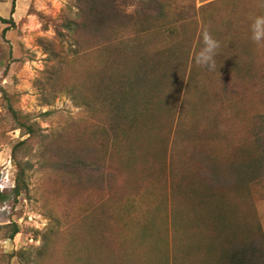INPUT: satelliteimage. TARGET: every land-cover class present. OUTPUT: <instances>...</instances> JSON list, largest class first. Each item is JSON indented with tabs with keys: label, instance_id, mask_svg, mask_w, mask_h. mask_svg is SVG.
I'll return each mask as SVG.
<instances>
[{
	"label": "rangeland",
	"instance_id": "obj_1",
	"mask_svg": "<svg viewBox=\"0 0 264 264\" xmlns=\"http://www.w3.org/2000/svg\"><path fill=\"white\" fill-rule=\"evenodd\" d=\"M118 4L131 20L117 29V47L83 39L78 48L56 33L76 0H0V264H148L164 236L170 264L178 248L183 260L201 258L180 239L194 241L206 209L201 195L174 191L172 175L192 174L194 148L227 164L252 147V118L264 113V45L251 24L264 0ZM205 29L220 45L212 70L195 60ZM143 71L139 90L129 80ZM131 92L149 106L137 104L148 111L134 122L140 130L117 117L131 112ZM75 152L91 169L70 167ZM18 162L28 169L17 195ZM234 191L220 198L234 208L228 222L239 237L263 232L264 242V178ZM12 224L20 233L9 239Z\"/></svg>",
	"mask_w": 264,
	"mask_h": 264
},
{
	"label": "trees",
	"instance_id": "obj_2",
	"mask_svg": "<svg viewBox=\"0 0 264 264\" xmlns=\"http://www.w3.org/2000/svg\"><path fill=\"white\" fill-rule=\"evenodd\" d=\"M76 5L77 11H74L71 16L56 26V33L59 39L63 42L73 40V45L78 48L83 44V39L86 41L89 39L92 42L102 41V43L106 41V44L110 45L109 47H117L119 37L117 29L126 27L131 20V17L124 15L123 10L118 4V0H76ZM0 21L7 23L1 17ZM101 38L104 39L101 40ZM73 53L74 55L79 54L77 50L73 51ZM66 61L63 60L60 63L66 64ZM140 67H143V65ZM147 67L148 63L145 64L144 69H147ZM138 72L140 73L139 70ZM138 72L136 74L137 76L135 75L129 81L137 83L139 90H144V83L148 75L144 71L142 75H138ZM126 87L128 86L126 85ZM129 87L126 89L128 90ZM144 96L148 97L147 94ZM124 99L126 100V104L129 105L128 107H130L131 112L124 113L123 111H119L120 113L118 112L117 117H122L126 121L131 118L133 122H131L132 124L129 128L132 130H140L138 127H135L134 122L137 119V122H139V115H144L148 111H142L143 109L138 111L137 104L140 103L141 105L139 107L145 106L143 108L148 109L147 100L137 97L133 92L129 96L124 97ZM119 103L117 101L113 102V107L119 109L123 104L120 103L121 105L119 106L117 105ZM148 117V115H145L142 118L147 120ZM20 126L23 127V124L20 123ZM27 128V134L31 135L33 129L30 126H27ZM249 135L250 146L252 147L248 154L246 150H243V155L239 162L232 159L227 164H218L212 157L209 160H204L199 150L194 148L190 152V161L194 167L192 174L187 176L189 172L185 173L182 170L172 175V189L174 191H185L196 194V198H199V195H201V203L199 205L206 209L203 215L204 222H198L197 233L191 235V240L194 241H190L189 243L187 238L180 239L181 244L185 243L187 248L189 247V252L201 249L202 256H199L201 258H197L198 255H189L185 256L183 260L179 256L183 252V248H178L179 253L175 255L173 264H183L185 262V264H205L207 262L210 264H264V242L261 238L263 237V232L260 231L259 234H257L256 230L253 232H240L239 237L236 234L234 224L228 222L230 211H232V214H235L234 208H223L225 206L223 205V200L221 201L220 199L224 195L228 197L234 195V190L239 185L243 188V186H248V183H260L261 181L262 184L263 182L264 113L257 114L252 118ZM74 154L75 157L70 163L71 168L74 170L91 169L92 164H88L82 154L76 152ZM65 155L67 156L68 154L65 153ZM15 166L17 168V175L14 192L18 195L24 187L25 171L28 168L24 167L20 162L16 163ZM221 210L222 212H227V216L223 218L222 215L218 216L217 214ZM205 219H207L206 222ZM19 233V226L12 224V231L8 234V238L14 239ZM145 235L146 233H144ZM166 240L167 236H164L154 244V247L158 244V252L149 257L148 264H170L171 257L169 252L171 250L168 240L167 242Z\"/></svg>",
	"mask_w": 264,
	"mask_h": 264
},
{
	"label": "clouds",
	"instance_id": "obj_3",
	"mask_svg": "<svg viewBox=\"0 0 264 264\" xmlns=\"http://www.w3.org/2000/svg\"><path fill=\"white\" fill-rule=\"evenodd\" d=\"M252 40L257 45H264V15L256 16L251 24ZM203 47L195 60L197 65L212 70L215 68V56L219 48V42L205 29L202 34Z\"/></svg>",
	"mask_w": 264,
	"mask_h": 264
}]
</instances>
